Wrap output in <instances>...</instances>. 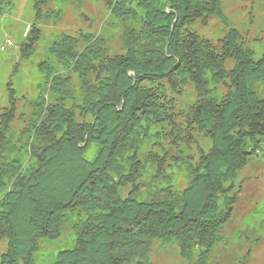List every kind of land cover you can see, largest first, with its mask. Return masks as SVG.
Returning a JSON list of instances; mask_svg holds the SVG:
<instances>
[{"label":"trees","instance_id":"1","mask_svg":"<svg viewBox=\"0 0 264 264\" xmlns=\"http://www.w3.org/2000/svg\"><path fill=\"white\" fill-rule=\"evenodd\" d=\"M87 1L35 0L20 61L35 56L43 23ZM91 1L102 28L94 18L54 35L35 96L7 85L0 264H37L67 237L74 245L50 264H153L157 246L210 264L241 173L264 154V45L232 25L224 0ZM14 7L0 0V20ZM212 21L219 36L202 35Z\"/></svg>","mask_w":264,"mask_h":264},{"label":"rangeland","instance_id":"2","mask_svg":"<svg viewBox=\"0 0 264 264\" xmlns=\"http://www.w3.org/2000/svg\"><path fill=\"white\" fill-rule=\"evenodd\" d=\"M34 1L14 0L13 12L0 20V110L9 105L7 85L10 81L18 97L30 99L35 96L39 80L38 65L49 60L48 46L54 35L86 30L94 18L97 20L94 29L102 28V5L93 4L91 0L82 6L74 3L66 8L57 22L42 24L43 40L38 44L35 56L21 62L19 47L24 39L23 34H28L32 26ZM224 5L232 25L259 50L264 45V0H224ZM222 28L224 26L219 21H212L201 34L217 37ZM8 41L12 42V46L2 51ZM256 88L264 96V84ZM240 177L245 181L244 188L233 220L226 228L227 242L216 249L210 264H264V154L259 160L252 161ZM49 245L36 256L37 264H50L60 250L74 245V237L63 238ZM7 249V242H1L0 258ZM152 263L188 264L175 246H157L152 255Z\"/></svg>","mask_w":264,"mask_h":264},{"label":"built area","instance_id":"3","mask_svg":"<svg viewBox=\"0 0 264 264\" xmlns=\"http://www.w3.org/2000/svg\"><path fill=\"white\" fill-rule=\"evenodd\" d=\"M10 46H12V42H11V41H8V42L6 43V45L2 47V51H5L6 48H8V47H10Z\"/></svg>","mask_w":264,"mask_h":264},{"label":"crops","instance_id":"4","mask_svg":"<svg viewBox=\"0 0 264 264\" xmlns=\"http://www.w3.org/2000/svg\"><path fill=\"white\" fill-rule=\"evenodd\" d=\"M25 35H27L26 33L23 34V38H25Z\"/></svg>","mask_w":264,"mask_h":264}]
</instances>
